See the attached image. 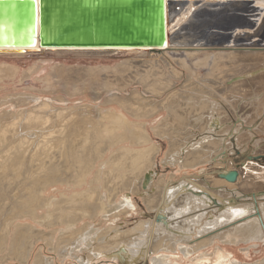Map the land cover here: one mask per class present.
Returning <instances> with one entry per match:
<instances>
[{"label":"bare ground","instance_id":"1","mask_svg":"<svg viewBox=\"0 0 264 264\" xmlns=\"http://www.w3.org/2000/svg\"><path fill=\"white\" fill-rule=\"evenodd\" d=\"M165 1L167 28L166 39L161 46L85 48L44 47L40 45L39 37L37 38L35 36V32L32 28L27 30L28 45H15L14 36L11 32L10 34H7L6 32V29H9V25L5 22H0V53H42L45 50H55L58 51V53L61 52L86 56H102L108 54L110 56L113 52H117L120 55L124 53L136 54L132 59L130 58L129 61L131 60L134 64L144 65L147 68H151L152 74L150 73V75L156 78V82L159 83L158 87L161 85L163 86L158 89L155 87L157 91L149 94L156 97L157 95L162 97L165 95L166 91L171 93L173 90H176V93L174 92L175 94L172 92L174 96L171 94L173 97L172 100L168 101L167 99V102L162 104L160 109L170 110L175 104L179 106H175L170 112L168 111L169 118L163 123L164 126H166V131L161 129L160 126V129L155 131L158 134L157 137L159 136L161 139L163 137H165V139L169 138L170 142L172 139L176 142L183 138L189 145V143H192V139L198 134L196 132L199 130L204 134H209L208 136L205 135V139H200L198 137L200 142L197 143V145L199 149L201 148L200 151L204 148L206 151L202 150L204 152L193 154L188 149L190 154L187 152L188 159L186 162L188 160L189 162L185 164V167L192 168L197 165H205L206 163L210 164L216 155L226 149L227 145L223 143V141H225L224 137L231 134L234 118L252 125L256 120L254 110H261L264 112V99L257 103V105L255 103L256 101L249 100L252 91L255 90L254 87L261 90L264 88V0H220L219 2H217V0ZM254 3L257 5H253ZM198 4L200 5V8L195 11L192 18L184 25H181V20H183L184 17L182 14L186 11H190L193 6H198ZM247 29H251L252 33L243 32ZM19 37L21 40L23 35L20 34ZM262 41L263 43H261ZM15 55L20 56L19 54ZM203 58L205 62L202 63L201 61ZM165 62L169 64L168 69L167 67L162 68L163 65H165ZM121 66H123V63ZM183 71L188 73L189 76L187 77L184 86L181 87L182 91H180L177 90L176 83L177 80L185 77ZM203 71L206 74L205 78L199 77L194 79L196 75L199 76L198 73H202ZM101 75L98 74L97 76L101 77ZM147 77H149V74L146 77L142 76V80L139 84L146 86L144 81ZM163 77H168V79L171 77L174 81H169L167 79L163 80ZM121 85L122 87H120L118 83L120 88H110L112 87L110 86V89L103 88L101 90L98 88L97 90H93L92 97L95 101L100 100L102 96H105L109 91L113 92L114 90L120 92L123 90V92L127 93V86H131L130 83L126 82H124V84L121 83ZM165 88H167V90H165ZM162 90L165 92H161ZM263 94L264 93H262V95ZM111 95L113 98H121L118 94L117 96L113 94ZM262 95L260 97H262ZM255 97L256 96H254V99L256 100ZM148 100L149 98L145 97V93L138 91L135 92V95L131 94L130 98H126L124 101L118 100V102L122 103V106L128 109L129 112L131 111L136 118L140 119L151 117L158 109L156 105L154 108L152 107V109L146 108V106L148 107L151 104ZM27 104L25 101V105ZM89 107L80 106V108L78 107V109L75 110H67L54 107L53 102H42V104L34 107L32 111L27 110L28 112L25 111L26 113L23 111L20 115H15L10 112L11 114L6 113V115L0 117V137L2 138L0 141V184L4 186V184H8L11 181L15 182L16 180L22 182L19 186L18 183L15 189L12 186L14 190L10 192L11 199L8 201V205L10 206L8 207L10 208V211L8 210L10 213L9 220L11 217L14 219L22 217L23 219V214H26V218L29 217L36 220L40 208L48 210V208L53 207L54 205H58V208L60 206L61 209L59 208L60 210L57 215L53 213L54 211L52 212L56 215V218H54L55 215L49 216L48 214V216L46 215L47 218L41 221L50 228L54 225L66 224L72 232L69 235H65V231L62 230L64 236L60 240L58 239V245L56 244L55 246H62L63 244H66V247L70 246V248L65 247L66 249H61L58 255L63 259L75 256L78 259L79 264H92L94 261L100 259L102 255L111 257L112 259L121 258L127 262V264H137L142 260V257H146L150 245L151 251L149 252V259L151 260V263L167 264V262H171V257L167 256V254L180 251L186 258H189L199 252L201 254L203 250H209L210 247H214L217 241L233 244L237 243L240 238L241 240L250 243L253 241L264 243V190L257 189L260 193L255 195L252 194L253 192H257L252 189L256 190V188L259 187L264 189V166L260 169L256 167V169L253 166L255 165L254 163H247L241 167V172H239L240 170L238 171V169L235 171L238 173V176L234 181L236 184L232 185L231 183L234 182L230 183V181V184H226V179L224 180L226 183L214 180L218 182L220 187L219 190H214L217 194L206 190L205 186H202V183H205L209 186V190H213L212 188L214 187H212V184L210 183L212 182L211 178H203L204 180L202 179L201 181L189 179L188 182L184 183V191H186V189H199V191L201 190L208 193V196L211 197L212 200H216L210 201L206 198H201V200L198 197L201 202L205 200L203 206L204 209H202L203 213L199 215L197 214L195 218L207 216L210 217L209 220H211L205 225L206 227L202 228L199 235H197L196 231L192 230L194 225L186 229L179 230V228L176 231L171 223L169 224L166 220L163 222L164 224H162V222L160 224L157 223L158 225L155 226L156 238L154 237V240L151 241L150 233L153 232L154 224L150 220H142L138 222L134 228L128 231L118 232L113 236L110 235V239L123 240L124 238H128L140 241L145 240V249L143 252L136 250L137 246L134 241L132 243L131 241H129L130 243L126 242V245L122 247L121 243L125 240L124 239L121 242L112 244L108 243L100 245L97 243L96 249H94L95 252L90 253L87 256L88 259L86 257V259L84 257H79L77 254L80 253V251H84L79 249L80 245L85 244L88 249L92 244L94 245L93 241L98 242L99 239L104 241V239H107L108 235H104L103 238H101V236L96 233L97 231L95 229H86L87 232L83 233L85 231L84 229L82 231L75 229V226L73 225L76 222L72 219L70 220L71 217L69 216L77 217L80 215L79 219L84 220L89 217V215H96V212L100 211V213L106 214L104 216L107 217L114 209L111 210L110 208L112 206L110 204L112 202L111 200H113L112 198L117 193L120 194L125 191L130 193V198H125L124 203L129 204V207H131L130 201L132 200V192L135 193L134 189H136L137 192H140L142 190H139L142 188V182L144 187L146 178L150 177L149 175L155 174L153 168L156 167V158L159 154V148L152 144L151 136L147 132L145 124L131 123L123 113L118 111L113 112L112 110V112L108 111L106 114H102V110H96ZM249 107L250 109H248ZM11 119L12 121H10ZM5 120L9 124L5 123ZM241 121L240 123H242ZM168 126H175V128L180 126L182 129L184 127V130L182 133L173 130L172 133L168 134V131L170 130ZM167 127L169 129L168 131ZM238 128L239 127H237V129ZM119 129L121 130L120 132ZM166 132L168 135H165ZM252 134L253 133H249L248 135L243 132V134L239 136L240 139L237 141L238 147L241 148L246 146V148H249V143L247 142L252 140ZM219 135L224 137L217 140L215 137H218ZM72 143H74V148L72 147V151H70ZM123 143H129V145L131 147L134 146V148L136 145H142L146 148L143 147L142 150L121 148L120 146L123 145ZM67 144H71V146L69 145L70 149L67 148ZM215 145L216 147L214 148ZM253 146L257 149L256 155L261 154V152L264 151V140H257L253 143ZM190 147L194 148V145ZM176 148L178 153L183 151L180 147ZM108 151H114L112 154L113 156H118V160L113 165H111L113 161L110 163L109 160L103 164V170H106V168H112L111 170L97 171L98 175H95V181L98 184L96 185L97 188H90V190H86L84 193H78L77 195L73 194L74 196L71 198L63 197L61 202L59 201L56 203H52L51 199L44 200L40 197V193H43V190L42 188H39V186H36L37 183L33 181L38 178V174L44 177V179H42V186L45 189H47L49 185L58 183H67L66 187L68 188H82L86 185L89 175H91L98 162L107 157ZM178 155L179 154L173 155V157L170 158L172 159L170 163L175 164ZM45 158L48 160L53 158L55 164L46 162L44 160ZM27 161L30 163H40L44 166L36 171L35 174L32 173L27 175ZM229 172L231 171H224V173ZM145 173H147V175ZM13 174L18 175V178ZM144 175H146L145 179ZM26 178H28L27 183ZM150 183L151 180L149 181V184ZM26 184L30 185L26 187ZM6 186L7 185H5V187ZM127 186H129L128 189ZM157 189L156 203L153 206L151 204L149 205L150 210L152 209L153 212L159 209L162 194L165 190H163L160 185L157 186ZM119 190L120 192H118ZM178 191L180 192L181 190ZM184 191L182 193H185ZM9 195L7 197H9ZM5 199L8 198H4V200ZM191 200L193 199L188 193L182 195L176 201L175 209H187L186 203L192 202ZM258 200L260 203H257ZM230 201L232 204L228 203ZM4 202L6 203L7 201ZM193 202L196 203L195 200H193ZM72 205H78L79 207L75 208V212H73L74 210L65 211L71 208ZM173 205L174 204H172V207ZM199 209V205L195 207L193 206V210L199 211ZM189 210H192V208ZM6 211L7 207L0 209V216ZM176 213L184 215L185 212L180 211V213H178L177 211ZM0 218L2 219L3 217ZM195 218H193L194 220L189 218L186 222L191 224L193 221L195 222ZM14 219L10 221L8 220L9 222L6 221L7 229L9 228L11 230L13 221H15ZM51 220L52 222H50ZM199 220L200 219H198V221ZM195 223L196 226L194 229L196 230L199 222L197 223L196 221ZM249 223H252L251 229L247 228ZM3 225L5 226V223ZM7 229L5 231H7ZM247 229H249V232H247ZM3 230L4 229H2V232ZM36 231L37 230L35 229L34 232ZM19 232L17 231V234H19ZM34 232L29 231L32 236L26 237L29 235L28 233L24 239V242H26V254H24L25 257L23 259L24 264H29L28 247L35 246V243L40 239L38 238L36 240L38 236H36ZM9 235L7 237H9ZM26 239L29 240L27 241ZM158 239L161 242L159 246L156 244ZM71 240L76 241L72 242ZM70 241L72 243H69ZM31 249L33 248L31 247ZM85 253H87V251ZM206 254L207 253L205 252L204 255ZM40 258L42 259L41 262L43 261V263L46 264L56 263L55 258H47L45 256ZM1 264H7V260L5 259Z\"/></svg>","mask_w":264,"mask_h":264},{"label":"rangeland","instance_id":"2","mask_svg":"<svg viewBox=\"0 0 264 264\" xmlns=\"http://www.w3.org/2000/svg\"><path fill=\"white\" fill-rule=\"evenodd\" d=\"M219 1L220 0H217V2H219ZM255 4L256 3H254L253 5H255ZM199 8H200L199 4H198V6L195 5V6H193V8L190 11H186L184 14H182L184 16L183 17L184 23H183V20H181V22H182L181 25H184L185 23H187L189 21V19H191L192 16L195 14V11H197ZM192 10H194V11H192ZM190 13H191V15H190ZM188 15H189V17H188ZM255 20H256V18H255ZM247 30H245L243 32L252 33L251 29H247ZM261 43H263V41ZM15 54H19L21 57L16 56ZM111 54H110V56H109V54L108 55H102V56H100V55L99 56H97V55H91V56L87 55L86 56V55H77V54H66V53H61V52L58 53V51H55V50L54 51L53 50L52 51H46L45 50L42 53H35V52L34 53H26V52H21V53H18V52H2V53H0V117H2L3 115H6V113L7 114L13 113L15 115L16 114L20 115V113H23V111H24V113H26L28 111H32V109L34 107H36L39 104H42V102H49V103L53 102L54 107H58L61 109H67V110H70V109L75 110V109H78V107L80 108V106L81 107H89L90 106L89 108H93L96 110H98V109L102 110L101 111L102 114H106L108 111L112 112V110H113V112L118 111V112L123 113V115H125L131 123L145 124L146 130L151 136L152 144H154V146L159 148V154L156 158V167L153 168L155 174L149 175L150 180H151V183L149 185H151V186L148 185V187L145 188V187H143V182H142V188L139 189V190L142 189L140 192H137L136 189H134L135 193L132 192V194H131L132 195V197H131L132 200L130 201L131 207H129L130 206L129 204L124 203L125 198H127V199L130 198V193L129 192L127 193L125 191V192L120 193V194L117 193L118 195L116 194L112 198L113 200H111V201L113 203L110 201L111 202L110 204L112 205L110 208H111V210L113 208L114 209L109 213V215L107 214L108 215L107 217L104 216L106 214H102V213H100V211L96 212V215H89V217L85 218L84 220L79 219L80 215H78L77 217L71 216V215L69 216V217H71L70 220L72 219L74 222L77 223V224L75 223L73 225V226H75V229H78L80 231H82L84 229L85 231L83 233L87 232V230L95 229L97 231V232L96 231L95 232L98 235H100L101 238H103L104 235H106V236L108 235L107 239H104V241L101 239H99L100 241L98 240V242L93 241L94 245L92 244V246H90V248H88V249H87V245H85V244L80 245L79 249L84 250V251L83 252L80 251V253H78L77 255H79V257H84V258L85 257L87 258V256L90 253L95 252L94 249H96L97 243L100 245H103V244L105 245L108 243L112 244V243H116V242L118 243V242L123 241L125 238L123 240L122 239L121 240L110 239L111 238L110 235L113 236L118 232L128 231V230L134 228L135 225H137V223L142 221V220H150L154 224L153 232L150 233L151 241L154 240L153 239L154 237L156 238L155 226H157L161 222H162V224H164L163 222L166 220H167L166 222H168L169 224L171 223L172 227L176 231L179 228H180L179 230H181V229H186V228L192 227L194 225L192 227V230L196 231L197 235H199L200 232L202 231V228L206 227L205 225L207 223H209V221H211V220H209L210 217H207V216H204V217L202 216L201 218L200 217L195 218V216L197 214L199 215V214L203 213L202 209H204L203 206H204L205 200L202 202H201V200L206 198V199L211 201L212 198L208 196V193H205L204 191H201V190L199 191V189H195V188L191 189V190L186 189V191H184L185 190L184 189L185 187H183L184 183L188 182L189 179L195 180V181H197V180L201 181L203 178L205 179L208 177V178L212 179V182H210V183L212 184V187H214V188H212L213 190H209L210 189L209 186L205 183H202V186H205L206 190L212 191V193L217 194V192H215L214 190L217 191V190H219L220 187H219L218 182H216V181L224 182L225 179H222L220 177V175L222 173H224L225 170L237 171V169H238V171L240 170L239 172H241V169H242L241 167H243L247 163H250V164L254 163L255 165H253V166L255 168L257 167L258 169H260L262 166H264V151L261 152V154L256 155L257 149H255L253 146V143L256 142L257 140L258 141L264 140V112H262L261 110L260 111L254 110L256 120L252 123V125L247 124L241 120L234 118L235 116L233 117L234 123H233L232 128H231L232 129L231 134L228 135L227 137L223 136L224 140H225V141H223V143H225L227 145V147L229 146L228 148L226 147L227 150L224 149L222 152H220V154L216 155L215 158L212 160V162H210V164L206 163L205 165H199V166L197 165V166L192 167V168L185 167V164H187L189 162V160L186 162V160L188 159L187 158L188 157L187 152H188V154H190L189 150L193 154L204 152L202 150H205V148L200 151L201 148L199 149L197 143L200 142V139H203V138L205 139V137L208 136L209 134H206V133L204 134L201 130H199L198 132H196L198 134L196 136H194V138L192 139L193 140L192 143H189V145H188V143H186V141L183 138H182V140L179 139L176 142H174L172 139L170 142L169 138L165 139V137H163L161 139V137H159V136L157 137L158 134L155 131L157 129H160V128L164 129V131H166L165 130L166 126H164L163 123H165L168 120L169 112L172 111L173 108H175V106H179V105L175 104L172 107V109H170V110L169 109H166V110L160 109L161 105L165 104L167 102V99H168V101L172 100V98H173L172 95L174 96V94L176 93L175 92L176 90L172 91L173 93L175 92L174 94L172 92L170 93L169 91H166L165 95H163L162 97L159 95H157V97H156V96L149 94V93H155V91H157L156 88L158 89V88L163 87L162 85L158 87L159 83L156 82L157 81L156 78L154 76L150 75V73L152 74L151 68H147L144 65L134 64L133 61H131V60L129 61L130 58L132 59L136 55L134 53L133 54L124 53V54L120 55L117 52H113ZM201 62L202 63L205 62L204 58L202 59ZM122 63H123V66H121ZM164 64L165 65H163L162 68L167 67V69H168L169 64L166 62ZM12 69H14V70H12ZM178 69H180V68H178ZM30 70H31V72H30ZM124 70L127 72H125ZM203 70H205V69H203ZM183 73L185 74V77L180 78V80H177V83H176L177 88H178L177 90H180V91H182L181 87L184 86V83L187 80V77L189 76V74L185 73V71H183ZM98 74L101 75L102 78L100 76H97ZM105 74H106V76H105ZM148 74H149V77H147L144 81L146 86L140 85L139 82L142 80L141 79L142 76L146 77ZM198 74H199V76L196 75L194 77V79L199 78V77L205 78V76H206L204 71L202 73L200 72ZM115 75H117V76H115ZM119 75H120V77H119ZM107 76H108V79H107ZM96 77L97 78L99 77V78L97 79ZM109 77H110V79H109ZM94 79H95V81H94ZM165 79H167L169 81L170 80L174 81V79L173 78L171 79V77H170V79H168V77H163V80H165ZM106 82H108V83H106ZM124 82L131 84L130 87L127 86V93L123 92V90H122V92L114 90L113 92L109 91L110 94L109 93L108 94L110 96L108 94L107 95L104 94L105 96H102L100 98V100L95 101L93 99V97H92L93 90H97L98 88L102 90L103 88L104 89H110V88H117L119 86L122 87L121 83L124 84ZM118 83H119V86H118ZM110 86H112V87H110ZM150 88H152V89H150ZM254 88H255V90L252 91V93H251L252 96L250 95L249 100L256 101L255 103L257 105V103H259L261 100L264 99L263 98L264 94L262 95V93H264V88L262 90L257 88V87H254ZM163 90L161 92H165ZM165 90H167V88H165ZM138 91L145 93V97L149 98L148 102L151 104L148 107L146 106V108L152 109V107L154 108L155 105L158 108L156 110L157 112L155 111L154 112L155 114L152 115L151 117L138 119L131 113V111L129 112L128 109H126L124 106H122V103L118 102V100L124 101V99L130 98L131 94L135 95V92H138ZM116 93L121 97L120 99L111 97L112 96L111 94L117 96ZM261 95H262V97H260ZM254 96H256L255 97L256 100L254 99ZM165 99H166V101H165ZM25 101H26V104L28 103L27 105H25ZM136 105H138V104H136ZM248 109H250V107ZM259 112H260V114H259ZM239 114H241V113H239ZM258 116H259V118H258ZM10 121H12V119ZM240 121L244 125L242 123H240ZM5 123L9 124L8 122H6V120H5ZM40 123H42V122H40ZM3 125H5V124H3ZM134 126H136V125H134ZM168 127L170 130L168 129ZM168 127H167V131L169 130L168 134L172 133L173 130H175L176 132H179V133L180 132L182 133V131L184 130L183 126H182L183 129L180 126L178 128H175V126L174 127L168 126ZM237 127H239V128L237 129ZM120 131L121 130L119 129V132ZM243 132L247 133L248 135H249V133H253L252 134L253 137L251 138L252 140L247 142V143H249V146H248L249 148H246V146L240 148L237 145V141L240 139L239 136H241V134H243ZM168 134L166 132L165 135H168ZM219 136L215 137V138L217 140L223 138L222 136H220V137ZM1 140H2V138L0 137V141ZM174 140H175V138H174ZM73 144L74 143H72V146H71V144H67V148L68 149L71 148L70 151H72V147L74 148ZM123 145H125V146H123ZM123 145H121L120 147L121 148H131V149H141V150L143 149V147L146 148L145 146H142V145L141 146L136 145V147L134 148V146L131 147L129 145V143H125V144L123 143ZM192 145H194V148L190 147ZM176 147H178V148L180 147V149L183 151H181V153H178L176 151V149H177ZM215 147H216V145L214 146V148ZM114 151H111V152L108 151L107 157L98 162L97 166L92 171L91 175H89V178L87 179L88 181H87L86 185L83 186L82 188L81 187L80 188L79 187L68 188V187H66L67 183L66 184L58 183V184H54V185H49L47 187V189H45L42 186V179H44V177L40 174H38L37 179L33 180L34 182L37 183V185L34 182H32V183L36 186H39V188H42L43 193H40V197L44 200L45 199H51L52 203H56L59 201L61 202L63 197L71 198L72 196L77 195L78 193H84V192H86V190H90V188L91 189L97 188L96 185H98V184L95 181V178H96L95 175L96 176L98 175L97 171L111 170L112 168H110V169L106 168V170H103V168H102L103 164H105V162L107 160H109L110 163H112V161H113V163L111 164V165H113L118 160V156H115V155L113 156V154H112ZM174 151H175V153H174ZM111 154H112V156H111ZM177 154H179L176 158L177 161H175L177 164L176 163L175 164L170 163V161L172 160L170 158H172L173 155H177ZM44 160L46 162H49L50 164H55L53 158H51L50 160L45 158ZM178 163H181V164H178ZM43 166L44 165L43 164L41 165L40 163H30L29 161H27L26 174L27 175H30L32 173L35 174L36 171L43 168ZM148 171H147V173H148ZM147 173H145V174L147 175ZM18 174H19V172H18ZM13 175L15 176L16 174H13ZM146 175H144V179H145ZM16 177L18 178V175H16ZM144 179H143V181H144ZM214 180H216V181H214ZM27 181H28V178H26V183H27ZM91 181H93V182H91ZM225 181L227 182V183L224 182L226 184L231 183V182L229 183V181H227V180H225ZM13 182L11 181L8 184H4V186L2 184H0V189H2V190H0V199H1L0 200V202H1L0 209L7 207V211L3 213L4 215L2 214V216H0V217H3L2 219L0 218V238H1L0 244H1V246L3 245L2 247L0 246V249H1L0 250V264H1V262H4L5 259L7 260V264H24V260H23L25 257L24 254H26V248H25L26 242H24V239L26 237L32 236V234H30L29 231L34 232L35 229L37 231L34 232V234L36 236H38L36 238V240L38 238H40V239H38V241L35 243V246L28 247L29 264H35V263L36 264H46V263H43V261L41 262L42 259L40 257H43V256H45L47 258H55V260H56L55 264H79V261L75 256L69 257L66 259L59 257L58 254L60 253V250L66 249L67 247L70 248V246L66 247V244H63L62 246L61 245L55 246L56 244L58 245V241L64 236L62 234L63 231H65V233H64L65 235H69L72 232L69 230V228L66 226V224L54 225V226H51V228H50V227H48V225L44 224L41 221V220L46 219L48 214H49V216H53L55 214L57 215L59 210L61 209L60 206H59L60 209L58 208V205H54L53 207L48 208V210L40 208L38 210L36 220H33L29 217L26 218V214H23L24 216L22 215L23 219H22V217H19V219H17V218L14 219L13 217H11L10 220L14 219L15 221H13V226L11 227V230L9 228L7 229L6 221L7 222L10 221L9 220L10 208H8V207H10L8 205V203H9L8 201L11 199V193L10 192L16 188L18 183H19L18 186L22 183V182L17 181V180L14 183ZM153 183H154V185H153ZM231 184L234 185V184H236V182L231 183ZM5 185H7V186L5 187ZM29 185L30 184H26V187H28ZM159 185L161 186V188H163V190L164 189L165 190L162 194V200H161L159 209L157 211L153 212L152 209L150 210L149 205L151 204L153 206L156 203V196H157L156 194L158 191L157 186H159ZM12 186L14 189L12 188ZM121 187H123V186H121ZM128 188H129V186H127V189ZM257 189L264 190V189H262V187L256 188V190L252 189L254 191H257V192H253L252 193L253 195L260 193V192H258L259 190H257ZM178 190H181V191L179 192ZM182 190L185 193H182L183 192ZM118 192H120V190ZM186 193H188V195H190L192 197V199L196 201V203L193 202V200H191L192 202L186 203L187 209L184 210L183 207H182L183 209H178V208L175 209L176 201L182 195H184ZM8 195H9V197H7ZM193 195H195V196H193ZM198 197L200 199L201 198L202 199L200 200ZM208 197L211 199H209ZM4 198H8V199L4 200ZM152 200H154V201H152ZM213 200L216 201L215 199H213ZM4 201H7V202L5 203ZM190 203L194 207L199 205L200 206L199 211L193 210V206ZM228 203L232 204L231 201ZM253 203H254V201H253ZM257 203H260V201L258 200ZM172 204H174L173 207H172ZM78 207H79L78 205H75V206L72 205L71 208H69L65 211H68V210L73 211L74 210L73 212H75V210H76L75 208H78ZM191 208H192V210H189ZM177 211H178V213H180V211L185 212V213H184V215H181V214H177L176 213ZM192 211H194V212H192ZM219 211H221V210H219ZM52 212L55 214H53ZM7 213H8V215H7ZM56 215L54 216V218H56ZM117 215H119V216H117ZM189 218H192V219L195 218L196 219L195 222L197 221V223L198 222L200 223V224L198 223L196 230L194 229V227L196 226L195 225L196 223L194 221L191 224H188L186 222L187 220H189ZM198 219H200V220L198 221ZM50 222H52V220ZM50 222H48V223H50ZM4 223H5V226L3 225ZM251 226H252V223H249L247 225V228L251 229L252 228ZM27 228H29V229H27ZM2 229H4L3 232H2ZM6 229H7V231H5ZM249 229H247L248 230L247 232H249ZM17 231L18 232L20 231L19 234H17ZM22 231L23 232L25 231V232L23 233ZM15 232H16L17 236H16ZM28 233H29V235H28ZM9 234H11V235H9ZM42 234L44 237L42 236ZM8 235H9V237H7ZM26 235H28V236H26ZM138 235H140V234H138ZM19 236H21V237H19ZM6 239H7V241H6ZM26 240L28 241L29 239H26ZM71 241L75 242L76 240L75 241L71 240ZM71 241L69 243H72ZM129 241H131V243L133 241H134V243H136V246H137L136 250L142 251V252L144 251L145 240L140 241V240H136V239L132 240V239L127 238L121 243V246L122 247L125 246L126 242H129ZM158 241H159V239H158ZM158 241H156V244H158L157 246H159V244L161 243L160 241L159 242ZM21 242H22V244H21ZM51 243H52V245H51ZM11 244H12V246H11ZM24 244H25V246H24ZM222 245H224V246H222ZM20 246H21V248H20ZM31 247L33 249H31ZM97 247H99V246H97ZM71 248H72V246H71ZM75 249H77V248H75ZM86 251H87V253H85ZM150 251H151V245L147 250L146 257L144 258L141 256L142 260H140L137 264H152L151 260L149 259L150 258L149 257ZM205 252L207 253L206 255H204ZM40 254H41V256H40ZM30 255H32V256H30ZM201 255H203V256H201ZM232 255H234V256H232ZM167 256L171 257V259H170L171 262H167V264H264V243L254 242V241L250 243L247 241H243L239 238L238 242L233 243V244H230V243L227 244V243H222V242L217 241V243L215 244L214 247H210L209 250L208 249L203 250L201 252V254L199 252L195 255H192L189 258H186L180 251L179 252H173L172 254H167ZM12 257H13V259H12ZM10 259H12V260H10ZM204 260H206V261H204ZM38 261H40L41 263ZM92 264H127V262H125L121 258H118V259L113 258L112 259L111 257H107V256L102 255L100 257V259L94 261Z\"/></svg>","mask_w":264,"mask_h":264},{"label":"water","instance_id":"3","mask_svg":"<svg viewBox=\"0 0 264 264\" xmlns=\"http://www.w3.org/2000/svg\"><path fill=\"white\" fill-rule=\"evenodd\" d=\"M0 22L9 25L15 45H28L32 28L44 47H156L166 39V1L0 0ZM237 176L220 175L230 182Z\"/></svg>","mask_w":264,"mask_h":264}]
</instances>
